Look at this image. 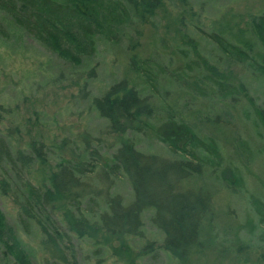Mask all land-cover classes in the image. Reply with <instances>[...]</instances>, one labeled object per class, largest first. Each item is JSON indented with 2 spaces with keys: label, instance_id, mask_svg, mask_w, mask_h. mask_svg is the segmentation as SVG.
I'll return each instance as SVG.
<instances>
[{
  "label": "trees",
  "instance_id": "obj_1",
  "mask_svg": "<svg viewBox=\"0 0 264 264\" xmlns=\"http://www.w3.org/2000/svg\"><path fill=\"white\" fill-rule=\"evenodd\" d=\"M183 2L185 0H109L108 3L104 0H0V13L35 41L79 65L82 57L94 56L98 36L106 35L112 40L115 30L123 23L136 25L134 36L127 45L128 52L133 53L142 37L141 28L155 26L156 10L163 3L177 10ZM250 23L252 34L264 48V14L251 16ZM206 37L215 50L211 63L188 61L185 56L184 74L193 75V80L180 72L168 71L155 58L138 62L136 70L141 79L161 101H165L162 93L169 94L160 85L164 78L192 96L205 98L209 93L207 88L213 89L214 95L231 105L238 103L241 90L216 78V71L240 67L251 76L264 80V64L258 62L248 49L219 33H209ZM179 51L183 53V50ZM129 64L133 65V61ZM86 77L94 78V69H89ZM86 84L82 86L83 91ZM91 106L106 121L103 133L119 138L108 164L101 163L99 147L90 149L88 138H84L87 157L83 160L59 157L44 144L14 149L9 141L12 134L7 129L1 130L12 111L0 105V196L13 203L24 231L29 233L32 228L39 231L40 245L51 257V263L78 264L76 253L71 247L66 249L73 240L93 241L91 244H96V249L92 252L97 255L113 241L123 248L126 238L141 236V216L146 210L153 209L150 221L163 236L160 249L175 260L183 261L211 249L209 233L220 212L216 207L218 191L204 176L205 161L195 151L174 145L171 148L175 156L147 154L138 150L134 141L126 136L128 133L145 134L150 130L151 96L143 95L121 80L103 95L93 97ZM168 110L170 119L182 123L191 135L189 141L195 142L206 155L214 156L217 142L226 139L234 143L245 162L249 160V146L238 131L229 108L223 106L219 110L221 114L215 113L216 123L210 126L214 131L202 128L197 116L187 122ZM221 126L228 138L215 132ZM94 141L99 142L100 138ZM74 146L70 148L74 149ZM51 154L58 158L56 164L50 168L46 180L35 185L31 180L33 170L37 165H47L52 159ZM121 177L129 182L133 191V200L129 204H124L120 195L111 193ZM234 182L226 181V187L231 193H238L241 181L236 177ZM248 202L258 224L253 248L264 254V201L252 195ZM13 234L14 230L0 210V247L14 263L31 264ZM68 250L66 256L64 252Z\"/></svg>",
  "mask_w": 264,
  "mask_h": 264
},
{
  "label": "rangeland",
  "instance_id": "obj_2",
  "mask_svg": "<svg viewBox=\"0 0 264 264\" xmlns=\"http://www.w3.org/2000/svg\"><path fill=\"white\" fill-rule=\"evenodd\" d=\"M262 14L264 0H185L177 10L163 3L156 10L155 26L141 28L142 37L133 53L128 52L127 45L136 25L123 23L115 30L112 40L106 35L98 36L94 56L82 57L80 64L75 65L35 41L0 13V105L12 111L1 130L7 129L12 134L9 141L14 149L44 144L59 157L83 160L87 157L84 138H88L90 149L99 147L101 163L108 164L119 138L103 133L106 121L92 109L91 100L124 80L143 95H150L153 106L150 130L126 136L147 154L175 156L173 145L195 151L206 163V181L218 191L216 207L220 217L209 233L211 249L178 262L160 249L163 236L152 225L150 218L154 212L149 209L141 216V236L126 238L123 248L113 241L97 255L92 252L96 249V244H91L93 241L73 240L66 249L71 247L76 253L78 264H264V254L253 248L258 224L248 202L252 195L264 201V80L240 67L216 71V78L241 90L238 103L231 105L214 95L213 89L207 88L209 93L205 98L192 96L164 78L160 85L169 94L162 93L163 102L150 91L136 70L139 61L155 58L168 71L180 72L193 80V75L184 74L185 56L188 61L211 63L215 50L206 35L213 32L248 49L264 64V48L252 34L250 23L251 16ZM89 69H94V78L87 79ZM84 83L87 84L83 91ZM223 106L231 110L236 127L249 146L251 154L246 162L234 143L226 139L217 142L214 156L206 155L195 142L189 141L191 135L187 128L177 119L171 120L168 112L171 109L187 122L197 116L202 128L214 131L210 126L216 123L214 115L221 114L219 110ZM215 132L228 138L222 126ZM199 136L205 140L203 135ZM98 137L100 141L95 142ZM66 141L68 145L63 146ZM51 157L47 165H37L33 170L31 180L35 185H41L56 164L58 158L53 154ZM236 177L241 181L240 186L235 184L240 191L231 193L225 182L234 184ZM111 193L120 195L124 204L133 200L132 188L123 177ZM0 210L31 264H53L40 245L39 231L32 228L26 233L19 225L17 210L10 199L0 196ZM69 251L64 254L68 256ZM6 254L0 247V264H16Z\"/></svg>",
  "mask_w": 264,
  "mask_h": 264
}]
</instances>
